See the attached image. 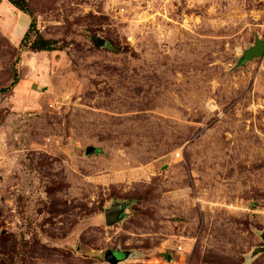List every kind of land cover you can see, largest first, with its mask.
Segmentation results:
<instances>
[{
  "label": "rangeland",
  "instance_id": "1",
  "mask_svg": "<svg viewBox=\"0 0 264 264\" xmlns=\"http://www.w3.org/2000/svg\"><path fill=\"white\" fill-rule=\"evenodd\" d=\"M25 2L57 48L0 0V264H264V0Z\"/></svg>",
  "mask_w": 264,
  "mask_h": 264
},
{
  "label": "water",
  "instance_id": "2",
  "mask_svg": "<svg viewBox=\"0 0 264 264\" xmlns=\"http://www.w3.org/2000/svg\"><path fill=\"white\" fill-rule=\"evenodd\" d=\"M97 44H100V40L95 38ZM264 54V36L259 38L257 35H254L252 43L245 49L239 52V56L236 59L234 67L243 65L246 61L251 60L256 57H260ZM95 148L92 146H86L84 148V154L93 153ZM124 205L122 203H113L108 207L103 208V220L106 226H110L116 222H118L121 218V214L123 212ZM259 237L262 241L260 246H256L252 249V254H256L259 252H264V234L260 232ZM116 252L111 250H106L104 252V259L110 264H116L120 258L117 256ZM166 260L170 261V259L166 258Z\"/></svg>",
  "mask_w": 264,
  "mask_h": 264
},
{
  "label": "trees",
  "instance_id": "3",
  "mask_svg": "<svg viewBox=\"0 0 264 264\" xmlns=\"http://www.w3.org/2000/svg\"><path fill=\"white\" fill-rule=\"evenodd\" d=\"M9 4H11L13 7H15L17 10L25 13L29 17V21L27 24V27L25 28V31L23 32L19 42L18 46L23 47L25 46L31 51H50L56 49V41L43 37L35 25V19L30 14L28 7L26 5L25 0H6ZM17 61V57L12 62L11 66V80L9 83L3 87H0V93H3L7 91L8 89L12 88L16 82V71H15V63Z\"/></svg>",
  "mask_w": 264,
  "mask_h": 264
},
{
  "label": "built area",
  "instance_id": "4",
  "mask_svg": "<svg viewBox=\"0 0 264 264\" xmlns=\"http://www.w3.org/2000/svg\"><path fill=\"white\" fill-rule=\"evenodd\" d=\"M253 212H257L256 210H252ZM264 213V212H263ZM180 250V247L177 246L176 251Z\"/></svg>",
  "mask_w": 264,
  "mask_h": 264
}]
</instances>
